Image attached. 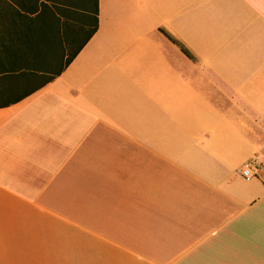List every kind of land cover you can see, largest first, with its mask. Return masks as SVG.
<instances>
[{"label":"crops","instance_id":"1","mask_svg":"<svg viewBox=\"0 0 264 264\" xmlns=\"http://www.w3.org/2000/svg\"><path fill=\"white\" fill-rule=\"evenodd\" d=\"M31 73L0 96V264H264V0H97Z\"/></svg>","mask_w":264,"mask_h":264},{"label":"trees","instance_id":"2","mask_svg":"<svg viewBox=\"0 0 264 264\" xmlns=\"http://www.w3.org/2000/svg\"><path fill=\"white\" fill-rule=\"evenodd\" d=\"M79 9L91 17V29L72 55L63 56L64 67L97 30V0H0V96H22L24 69L32 72L28 85L33 81L36 87L25 96L61 73L63 66L45 81H34L42 59L64 49L71 32L69 14Z\"/></svg>","mask_w":264,"mask_h":264},{"label":"rangeland","instance_id":"3","mask_svg":"<svg viewBox=\"0 0 264 264\" xmlns=\"http://www.w3.org/2000/svg\"><path fill=\"white\" fill-rule=\"evenodd\" d=\"M77 12V13H76ZM69 24L71 26V32L66 36L65 47L63 50H57L56 54L52 57H45L42 59L39 65L35 68L34 71L35 82L45 81L51 74L55 73L58 69H60L64 65L63 56L72 55L77 48L81 45L87 34L91 29V17L88 19L83 13L82 10L75 11L69 14ZM39 73H41L44 77L41 79L38 77ZM48 76V77H45Z\"/></svg>","mask_w":264,"mask_h":264},{"label":"built area","instance_id":"4","mask_svg":"<svg viewBox=\"0 0 264 264\" xmlns=\"http://www.w3.org/2000/svg\"><path fill=\"white\" fill-rule=\"evenodd\" d=\"M241 177L249 181L258 175V166L256 160H251L248 163L244 164L241 171Z\"/></svg>","mask_w":264,"mask_h":264}]
</instances>
